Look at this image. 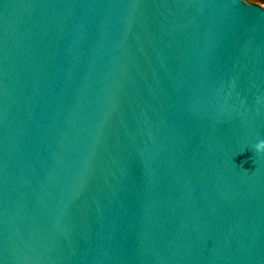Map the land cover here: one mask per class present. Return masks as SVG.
Here are the masks:
<instances>
[{"label":"water","instance_id":"95a60500","mask_svg":"<svg viewBox=\"0 0 264 264\" xmlns=\"http://www.w3.org/2000/svg\"><path fill=\"white\" fill-rule=\"evenodd\" d=\"M264 5L0 0V264H264Z\"/></svg>","mask_w":264,"mask_h":264},{"label":"clouds","instance_id":"9594fccd","mask_svg":"<svg viewBox=\"0 0 264 264\" xmlns=\"http://www.w3.org/2000/svg\"><path fill=\"white\" fill-rule=\"evenodd\" d=\"M256 151L264 152V142H261L256 146Z\"/></svg>","mask_w":264,"mask_h":264},{"label":"rangeland","instance_id":"374dc122","mask_svg":"<svg viewBox=\"0 0 264 264\" xmlns=\"http://www.w3.org/2000/svg\"><path fill=\"white\" fill-rule=\"evenodd\" d=\"M249 1H252V2H256V3H259L261 5H264V2L260 1V0H249Z\"/></svg>","mask_w":264,"mask_h":264},{"label":"trees","instance_id":"16d2710c","mask_svg":"<svg viewBox=\"0 0 264 264\" xmlns=\"http://www.w3.org/2000/svg\"><path fill=\"white\" fill-rule=\"evenodd\" d=\"M260 1L264 2V0H260Z\"/></svg>","mask_w":264,"mask_h":264}]
</instances>
